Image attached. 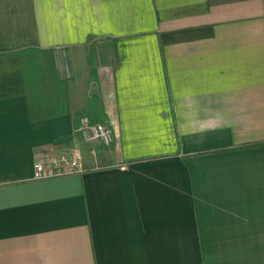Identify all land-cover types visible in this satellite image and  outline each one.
Wrapping results in <instances>:
<instances>
[{
	"label": "crops",
	"instance_id": "obj_1",
	"mask_svg": "<svg viewBox=\"0 0 264 264\" xmlns=\"http://www.w3.org/2000/svg\"><path fill=\"white\" fill-rule=\"evenodd\" d=\"M0 264H264V0H0Z\"/></svg>",
	"mask_w": 264,
	"mask_h": 264
},
{
	"label": "built area",
	"instance_id": "obj_2",
	"mask_svg": "<svg viewBox=\"0 0 264 264\" xmlns=\"http://www.w3.org/2000/svg\"><path fill=\"white\" fill-rule=\"evenodd\" d=\"M85 139L92 143L109 144L112 141V130L102 123H90L86 118L82 121ZM91 154H95L91 149ZM85 167L76 149L68 152L41 151L37 154L33 164V179H48L79 174Z\"/></svg>",
	"mask_w": 264,
	"mask_h": 264
},
{
	"label": "rangeland",
	"instance_id": "obj_3",
	"mask_svg": "<svg viewBox=\"0 0 264 264\" xmlns=\"http://www.w3.org/2000/svg\"><path fill=\"white\" fill-rule=\"evenodd\" d=\"M82 158V157H81Z\"/></svg>",
	"mask_w": 264,
	"mask_h": 264
}]
</instances>
